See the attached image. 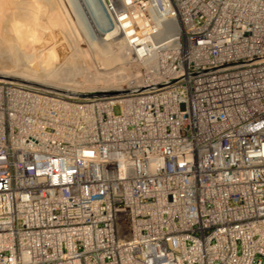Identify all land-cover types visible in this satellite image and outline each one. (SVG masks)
<instances>
[{"label": "built area", "instance_id": "1", "mask_svg": "<svg viewBox=\"0 0 264 264\" xmlns=\"http://www.w3.org/2000/svg\"><path fill=\"white\" fill-rule=\"evenodd\" d=\"M103 7L143 83L0 80V264H264V0Z\"/></svg>", "mask_w": 264, "mask_h": 264}, {"label": "rangeland", "instance_id": "2", "mask_svg": "<svg viewBox=\"0 0 264 264\" xmlns=\"http://www.w3.org/2000/svg\"><path fill=\"white\" fill-rule=\"evenodd\" d=\"M96 16L104 18L98 0H0V69L35 72L59 83L73 79L77 72L87 86L82 84L83 90L99 89L98 85L88 89L86 83L95 81L97 73L106 68L90 44L93 35L87 36L90 28L96 29ZM124 61L125 65L121 59L110 66L118 69L121 65L128 72L130 64Z\"/></svg>", "mask_w": 264, "mask_h": 264}, {"label": "bare ground", "instance_id": "3", "mask_svg": "<svg viewBox=\"0 0 264 264\" xmlns=\"http://www.w3.org/2000/svg\"><path fill=\"white\" fill-rule=\"evenodd\" d=\"M98 1L102 5L103 12H104V18L103 20H100V18L96 16V20H95V22L97 21L95 25L96 29L90 28L89 30L90 33H88L87 36L93 35V38H94L92 39L93 41H91L89 38V41L91 42L90 44H92V47H94V50H97V57L100 61V64L102 63L106 65L105 66L106 68L104 72L101 71V72H98L97 75L95 74L96 75L95 81L90 79V80H86V83L89 81L88 89L95 88L94 87L95 85L96 86L98 85L100 88L99 87L97 88L99 89H93L90 91L83 90V89H86L82 86V84L84 85L85 82L83 83L81 76L76 75L77 72L73 73V79L69 80L68 82L66 81L65 83L63 82L59 83L60 81L57 82L55 80H52L51 76L50 78L46 79V77L44 78V75H39V74H36L35 72H32V73L29 72L30 73L29 75L26 72H17V71L15 72V71H8V70L0 69V80L3 83L4 82L9 83L13 81V82L21 83L24 85L43 87V88H48L54 91H62L67 94L76 95V96H80L78 95L79 93L90 92L94 94V93H97V91L106 92V95H115L117 94L116 91L117 92L121 91L124 93L125 90L135 87V85H131V82L133 81H136L139 84H141L140 82L143 83V81H140L141 77H140L139 72L132 74L131 70L126 72L124 66H122L124 67L122 68L120 65V68L118 69L117 68L112 69V67L110 66L111 64L114 65L117 61L121 59H122V62L120 63H123V62L125 63L124 60H126V62L128 61L127 64H130V61L132 60L130 58L127 40L125 38L117 37L113 29L109 27L107 28L108 19H107V16H106V13L103 7V0H98ZM91 9L93 10L92 6H91ZM89 11H88L89 15L93 13L91 12V10ZM114 45H116L115 47L119 48V50L118 49L116 50L113 47ZM124 63L123 65H125ZM102 66L103 65H101L100 67L104 69V66L103 67ZM113 72H116V73H114L113 75ZM117 73H118V76H116ZM54 76H55L54 78L56 79L57 75H54ZM132 76L133 78H131Z\"/></svg>", "mask_w": 264, "mask_h": 264}, {"label": "water", "instance_id": "4", "mask_svg": "<svg viewBox=\"0 0 264 264\" xmlns=\"http://www.w3.org/2000/svg\"><path fill=\"white\" fill-rule=\"evenodd\" d=\"M78 95H80V96H95V95H101L99 92H97V93H79Z\"/></svg>", "mask_w": 264, "mask_h": 264}]
</instances>
